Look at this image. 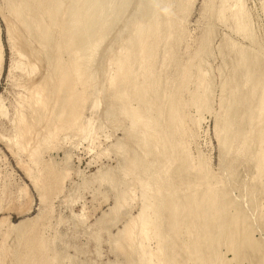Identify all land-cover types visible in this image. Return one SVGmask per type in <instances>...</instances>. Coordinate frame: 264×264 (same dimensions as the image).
I'll use <instances>...</instances> for the list:
<instances>
[{
  "label": "rangeland",
  "instance_id": "374dc122",
  "mask_svg": "<svg viewBox=\"0 0 264 264\" xmlns=\"http://www.w3.org/2000/svg\"><path fill=\"white\" fill-rule=\"evenodd\" d=\"M26 1L28 4L29 1L34 4L33 0ZM40 1L38 3L35 1L37 4H39H36V13H39V16L42 13L41 16L43 17L40 16L39 19L42 18L46 22L43 20V23H41L42 19H40V22L38 20V23L41 24L39 31H42H38L40 33L39 35V33L36 32L34 26H30L29 31L23 29L24 27L17 23L13 16L11 7L9 6V0H0V43L2 47L0 65V247L4 248L0 250H2L3 253L4 251L6 252V254L0 252V255H2L0 256V264H19V262L16 260V255L18 254L17 252H19V250L23 249V245L19 244L21 243L20 239H22L21 235L25 231H29L31 229H33V231H31L33 234L30 232L29 233L33 236L39 234L38 232L40 231L41 235L46 238L49 237L47 239H49V242L53 244V252H50V255L61 256L63 260L65 259L64 264H132L139 262L140 254L138 252L141 250V245H145L146 247L147 244V246L152 249L156 248V242L154 239L147 241L144 239L143 235L139 234L141 232L140 222L137 223L138 225L136 224V234H134L132 239L127 233V230L132 227L134 219L139 215L143 205L142 188L139 187L141 184H139L140 182L138 178H147L146 175L148 172L146 169L144 170V162H138L139 165H133V159L136 157L144 158V152L141 151V147H139V145L136 146L137 141H133L136 140V137L133 139L129 136V134H127L131 124L129 117L125 115L112 116V114L110 115L106 112L107 108H112V104L114 103V101L112 99L110 100L108 97L111 86L110 77L115 74L114 70L117 67L116 64L113 63L117 58H120L124 55L123 51L126 52L128 49L130 39L135 38L136 34L134 33H136V31L134 30V32L132 30V24L136 22V20L141 21L142 13L137 12L136 1L130 3L131 8L127 10L123 17L118 16L119 14H116L117 11L114 12L112 10L114 12L113 14V12L108 10L109 12L107 13L109 14V19L107 20V23H113L114 26L108 25L110 28L107 26L109 29H106V31L109 34L107 32L105 33L106 35H104V38L105 36L106 38L102 43V47L98 49L96 54L92 55L93 61L83 67V69H85L87 74L90 76L89 82L83 86L77 79L80 68L82 67L79 54V37L77 36L76 38L75 32L77 30L73 32H68L67 30L70 21L69 17H71V15L68 13V9L70 10V5H72L73 8H77L76 4H73L75 2L72 0H61L62 2L58 0V2L65 3L61 4L56 2L57 0ZM171 1L163 0L162 2V0H160V8L158 9L159 13L157 15L156 23L159 22L160 28L162 30H160V33H162V35L160 34V37L155 39L154 42L153 38H150V41H146V43L149 44L156 43L154 48V52L156 54L154 53L155 55L153 56V59H155L156 63L152 59L153 67H151L155 75L154 78L152 77L151 79L154 80V82L151 84V91L153 94L150 92V96L155 98L157 97L159 99V105L164 107L167 106V108H164L166 112L168 111L167 109L170 108V99H172V95L175 92L176 97L174 95V98L183 101L181 104V110H183L181 111L182 117L180 116V120L182 121H180L179 118L178 120H175L176 124L178 125H176L175 122H173L175 125L173 123L170 124L169 121L165 120L161 122L160 129L169 130L168 134L166 135V137L169 135L167 137L169 141L165 140V142H170L174 146L175 141V147H177H174L175 151L173 150L174 153H172V151H170L172 149V144L168 143L167 145L166 142L167 147L171 148L170 150L167 149L166 152H171L168 154L171 155L172 158L177 157V162L172 164L168 163L167 165L170 164V173L167 172V175L166 173H163V176L165 175L164 177L167 179L166 184L171 183V187L176 185L175 188H179L183 194H185L186 191V194L189 195L193 192L192 189L197 190L198 194L200 193L197 198L198 212L200 214L198 213L199 216L197 217V221L198 219L199 221L197 223L196 232L198 234V246L201 248L199 257L202 259H199L201 262L199 260L195 261L197 264H251L252 262V264H264V170H260L256 159L262 149V144L259 138V132L256 130L257 125L253 124L248 117L252 114L251 112H255V117L259 114L258 111L261 108L263 101L264 63L262 62L264 59V0L241 1L243 5L245 4L244 9L247 11V17H249L247 18V22L249 21L248 24L250 26L248 27L249 31L246 33L237 28L238 22L233 16V13L238 9L235 4L237 0H173V3ZM55 3L58 4L56 5ZM41 4H43V7H41ZM222 7L227 8L226 15L223 18L219 16V11ZM43 12L46 13L44 14ZM99 12L100 10L94 13V15H97L95 16L96 18L99 16ZM175 14L176 17H178V20H176L177 18H172L175 17ZM50 16L51 20L52 16H57L52 20V23L55 21L52 26V23H50L51 20L49 19ZM109 16L112 18L114 17L113 22L112 18ZM115 18L118 20V22ZM172 19H175V21ZM7 20H10V22L12 21L13 27L16 26L14 27L15 33L13 31V40H10L9 37ZM57 22L59 23L58 25H56ZM42 24L48 25L43 26ZM42 26L44 28L46 27V29L48 26H50L48 29L51 30L47 29V32ZM168 26L170 30L167 29ZM172 26L174 27V30ZM126 30L130 32H126ZM51 31L54 32V34ZM248 33H250V35ZM41 35H49V38L46 37L47 39H45V37L43 38ZM52 36L54 37L53 41ZM69 36L73 38L71 45L69 44L70 41L67 42V40H65L67 37L69 38ZM170 36L171 39H169ZM37 37L40 38L38 39ZM16 38L17 40H15ZM42 38L47 41L45 43L47 44L48 49L44 44L45 40H42ZM204 39H206V42ZM133 40L136 41V39ZM48 41L51 42L49 43L51 45H48ZM54 42H56L60 47L58 48L57 44H54ZM39 44L41 46H39ZM52 44H54V49L52 48ZM65 44L69 45L67 46ZM170 44L172 46H170ZM137 45V43L133 42V48H136ZM66 47L70 48L67 49ZM111 47L112 50H110ZM138 47L136 49H138ZM151 47H154V45ZM243 47H245V49H243ZM237 48H240V50ZM56 50H60V52H58L61 54H59ZM232 50L235 52L233 53ZM241 50L245 51L248 55L250 54L249 56H251L252 59L257 58L255 59L257 61L252 60V62H250L251 67L254 68V66L258 64L260 60V63L263 64L262 65L259 63V65H256L260 66L263 71L260 69V67L257 69L255 68V70L250 67V69L257 71L259 74L257 75L255 72L256 79L254 78L252 81L255 83L253 85L258 92H256L255 95L252 93L253 85L251 86V83L244 85L246 86L245 92V87L242 86V84H245V78H243V75L245 77L244 73H246L247 70L246 68L240 67V62H238L237 59L240 55V53L237 52ZM251 50H254L255 52H252ZM256 53H259L261 57L260 60L258 58L259 55ZM56 56L58 59H56ZM113 56L116 57V59ZM71 57L74 59L72 60ZM59 58L62 61H60ZM113 58L115 60H113ZM59 61L62 62V64H60ZM197 61L200 62L197 63ZM255 62L257 63L254 64ZM64 65L65 67H63ZM67 65L68 68L66 67ZM236 65H238V69L240 71V68L243 69V73H241L238 69V71L236 70ZM58 66L59 68H57ZM136 66L138 67V65H135V67ZM64 69H68L70 72H72L70 75L72 79L71 77L69 79L65 78V80L67 79L66 82L63 80V74L65 73ZM107 72L109 75L106 74ZM59 73L62 75V77L59 75ZM136 75L137 74L135 73V76ZM59 76L61 78H59ZM144 76H146V74ZM183 76H185L184 79ZM143 77L138 76L139 81H143ZM182 79L185 80V83H182V91L180 90L178 92L177 85L179 82L181 83ZM254 80L256 81L254 82ZM77 81L79 82L78 84L76 83ZM226 81L229 83L227 84ZM207 82L208 84H206ZM60 83H63V86ZM66 83L70 85L68 86ZM72 83L77 84L78 86L76 88H79V90L83 89L86 95V101L81 111V118L78 120V122L75 121L76 119H73V115L69 118L70 120H74H71V122L75 123V125L70 123L68 118L67 120L69 121H67L65 118L69 117L67 112L70 110H65L66 113L63 112V114L60 109V107L64 105L62 102L65 103L64 101H66H63V99H67L69 96L68 93L71 91L72 87L70 86H73ZM222 83L226 84L225 87ZM58 84H60L64 90L66 88V90L64 91ZM262 85L263 87L261 88ZM242 87L243 89H241ZM57 88H59V91ZM41 89H43V92L45 91V93H43L39 103L37 96L39 95ZM67 89H70L69 92ZM237 89L241 90L239 91ZM249 89L251 90L249 91ZM98 90L101 92L99 93ZM168 90H170V93L172 91V94H170ZM204 90L205 93L208 90L207 94H205L208 95L206 97V104L204 103L202 106L195 105V99L198 95L203 94ZM222 90H224L223 94ZM56 92L57 94H55ZM65 92L68 94V96L65 94ZM226 92L227 94L225 95ZM37 93L38 95L36 96ZM165 93L167 96L171 95L172 97L170 96L169 98L168 96L167 98ZM248 93L250 94L249 97ZM163 94H165V96ZM235 94H237V97L241 98V102L239 100L238 102L235 100ZM60 96L65 98L62 99ZM96 96L99 97L101 101L98 105V109L96 107L93 110V102ZM253 97L255 99H252ZM35 98H37V101ZM245 98L246 100H244ZM248 99L251 101L253 100V103ZM102 102H104L106 105ZM250 102L252 105L249 106ZM134 103L137 104L136 101ZM247 105L249 108H251V110ZM69 106L71 109L72 104L68 105L67 109H69ZM201 107H203V109ZM254 108H256L257 111ZM75 111L76 110H74V112ZM20 114H22L23 118L26 119L22 121H26L23 124L18 121V117L21 116ZM58 116L62 118L60 119ZM183 117H187L185 118L186 120ZM240 118L243 120L241 121L242 123L240 122ZM18 122H20V124ZM62 122H64L63 124H66L65 122H67V127L69 124L70 126L68 128L64 127L66 125H63ZM253 122L257 123L256 120ZM19 125L21 129L17 128ZM179 125L181 126L180 129ZM57 126L59 129L57 132L58 134L55 132L57 131L55 130V127ZM225 126H232L231 128L237 133V136L236 134H233L230 136L232 137V140L230 137H228L226 142L222 143L221 139H223V135L226 134V132L223 130ZM184 127L186 128L184 129ZM238 128L241 130H238ZM186 130H188V134ZM176 131L179 133H176ZM250 132L252 137L249 139V144L247 146H242L244 150L246 148L245 152L243 153L241 151L240 154L239 151H235L234 147L237 145L236 143H240L241 139H244V137L250 134ZM183 133H185V136ZM182 135L184 138L180 137ZM48 137L49 139L47 140L46 138ZM178 138H181V140L183 139V143L180 146L177 142ZM234 139L235 142H233ZM184 142L186 143L184 144ZM224 144L226 145L224 146ZM230 144L235 146L232 147ZM119 146L124 147V150ZM153 146L155 147V144L152 145V148H154ZM230 146L232 147V153L227 152L228 150H226H230ZM159 149L162 153V147ZM151 150L153 153L151 152L152 155L150 154L148 157H150V159H155V157L159 155V157H156V159L158 158L159 160L161 158L159 154L160 151H153L154 149ZM137 151L143 156L137 154ZM38 152H40V156L39 159H36L35 157ZM186 159H188V162ZM202 164H204V166H202ZM157 165L154 166L151 171L153 174L160 172V165H158V168H156ZM183 166H187V168L184 169ZM178 167H183L181 168L183 171ZM175 171H177V174ZM229 174H231V176H229ZM196 176H198V179H196ZM201 177L203 178L201 179ZM39 184L40 188H38ZM216 185L219 187L217 188ZM201 187L204 188L202 189ZM209 188L212 190L219 189L218 191L220 192V196L216 197L219 198L216 202V204L218 203L217 212L219 210L217 213L219 216V224L217 222L216 225L215 223L213 224V219L209 210L211 202L208 199L209 197L205 196L206 193L209 192ZM199 189H201V191ZM41 194H43V196ZM192 201L193 200L188 198L185 201L183 199L181 203L183 202L184 204L188 202L189 205H193L194 202ZM203 208L208 209L207 217L205 216L206 213H203ZM236 213L237 215H234ZM232 215L233 218L231 217ZM236 216H238V218ZM193 217L194 214L192 218ZM222 219L229 223L225 226L226 228H229V225L233 226H231L232 228L230 227V230H228L230 233H232L231 236L225 234L223 236V234H219L223 229L222 223L224 221ZM232 219L234 220L232 221ZM228 220H231L232 222H229ZM22 222H24L23 225L21 224ZM18 225H21L22 227L20 226L19 229ZM209 225H212L213 229L216 228V230H214L216 232H214L215 234L212 238V241L215 243V246L213 245L211 251L213 254H210L212 259L210 258V255L208 258L207 253L203 251V243H200L203 236L202 232L205 233L211 229V227H208ZM36 228H38L39 231H37ZM199 229H201V231ZM218 230H220V232ZM162 233L163 235H167L168 233L171 234L170 226H166V224H164ZM228 236L231 237V240L228 239ZM237 237L241 239L238 238L236 240ZM38 238L36 237V239ZM172 239L173 240H171L170 237H166L164 240L168 241V244L169 242L173 243L177 240H175V238ZM226 239L231 242L228 241V243ZM249 239L255 242V247H249ZM203 240L204 237L202 241ZM217 241L218 243L216 244ZM236 241L237 243H239V241L241 243V245H235L238 249L233 248L232 245V243H236ZM175 242L173 244H177L178 252L180 243L178 244ZM226 242L228 244H226ZM173 244H171V247L174 248ZM230 244L232 246H229V248L228 245ZM256 244H258L259 247ZM239 245L243 246L240 247ZM171 247L169 249V254L172 256L171 251L173 250ZM240 250H242V253ZM177 252H173V256H176ZM244 252L247 253L245 254ZM238 254L240 256L235 258V256ZM203 255L207 256V259L205 260L206 262L204 261L205 258ZM2 257L3 259L7 258V260H2ZM217 257L220 259H217ZM186 260L187 259L183 254L180 258V261L183 263L178 261V264H186Z\"/></svg>",
  "mask_w": 264,
  "mask_h": 264
},
{
  "label": "bare ground",
  "instance_id": "6f19581e",
  "mask_svg": "<svg viewBox=\"0 0 264 264\" xmlns=\"http://www.w3.org/2000/svg\"><path fill=\"white\" fill-rule=\"evenodd\" d=\"M35 1H37V3L40 1V0H33V2H34V4L31 2V1H29V4L27 3V1L26 0H9V3H10V7H11V11H12V13H13V16H14V18L16 19V21H17V23H19V24H21L22 25V27H24L23 29H25V30H27V31H29V28H30V26H34L35 27V29H36V32L37 33H39L40 31H39V28L41 27L40 25L41 24H39L38 23V20H39V22H40V19H42V18H40L39 19V17L42 15V13H41V15L39 16L37 13H36V10H37V5H39V4H37ZM49 1V0H48ZM61 1V0H60ZM68 1V0H67ZM72 1H74L75 3H73V4H76V6H77V8H73V6L72 5H70V10L68 9V13L71 15V17H69V19H70V21H69V27H67V28H65V29H67L68 30V32H73V31H75V30H77L75 33H76V38H77V36L79 37L78 39H79V45H80V51H79V54H80V62H81V65H82V67L80 68V71H79V73H78V76H77V79L79 80V82H81V85H83V86H85L88 82H89V79H90V76L87 74V72L85 71V69H83V67L84 66H86V64H90L92 61H93V59H92V55H94V54H96L97 53V51H98V49H100L101 47H102V43H103V41L105 40V38H106V36H105V38H104V35H106L105 33L107 32L106 31V29L108 30L110 27V25H113V19H114V17L112 18L111 16H109V17H111L112 18V22H111V20H110V22L112 23V24H108L107 23V20L109 19L108 18V13L107 12H109L108 10H110L111 12H115V11H117V13L116 14H119L118 16H124L125 14H126V12H127V10H129V8H131L130 6H131V2H134V1H136L137 3V12L139 13V12H141L142 13V16H141V21H137L136 20V22H134L133 24H132V30L134 31H136V33H134V34H136V36H135V38H133V39H136V41H134L131 37H129V38H131L130 39V41H129V46H128V49L126 50V52L125 51H123L124 52V55L122 56V57H120V58H117L116 59V57H114L115 59H116V61H114V63L113 64H116V69L114 70L115 71V74H113L111 77H110V84H111V86H110V94L108 95V97H109V99L111 100H113L114 101V103L112 104V108H107V114H112V116L113 115H125V116H127V117H129V119H130V129L128 130L129 132L127 133V134H129V136L131 137V138H133V139H135V137H136V140H133V141H137V143L136 142H134V143H136L137 145L136 146H138L139 145V147H141L140 149H141V151L142 152H144V156L143 155H141V153L139 152L138 153V151H137V154H139V155H141V156H143L144 158H134L133 159V165L134 164H138L139 165V163L138 162H144L143 164H145V168H144V170L146 169V171L148 172V174L146 175L147 176V178H140L139 176V178H138V180H139V184H141V186H139V187H141L142 188V198H143V205H142V208H141V210H140V213H139V215L134 219V223H133V225H132V227L130 228V229H128L127 230V233H128V235L130 236V238L132 239L133 238V236H134V234H136V232H135V228H136V224L138 223V222H140V228H141V232L139 233V234H141V235H143V237H144V239H146L147 241H149V240H152V239H154L155 240V242H156V248H154V249H152V248H150V247H148L147 246V244H146V247H145V245L143 246V245H141V250L138 252L139 254H140V260H139V262H135V263H132V264H178V261H180V258L182 257V255L184 254V256L186 257V264H197V262H195V261H197V260H199V259H202L201 257H199V253H200V251H201V248H199V246H198V244H199V242H198V239H197V232H196V230H197V223H198V221H199V219H198V221H197V217L199 216V212H198V206H197V198H198V195L200 194H198V192H197V190H194V189H192L193 190V192L192 193H190L189 195L188 194H186L187 192L185 191V194H183L182 193V191L178 188H175V186L174 187H171L172 185H171V183H169V184H166V182H167V179L163 176V173L165 174L166 173V175H167V172H169V170H170V164L169 165H167L168 163H174V162H177V157H173L172 158V156L171 155H169L168 153H171V152H169L168 151V153L166 152V150L167 149H171L170 151H172V153H174V151H175V148H177V147H175V144H176V142L174 141V146H173V144L172 143H170V142H167V145H168V143H170V144H172V146H171V148H169V147H167V145H166V142H165V140H168L167 139V137L169 136H167L166 137V135L168 134V131L169 130H167V129H160V126H161V122L163 121V120H165V121H169V123L170 124H172L173 122H175V124H176V121L175 120H178V118H179V120L181 119V117H182V115H181V111H183V110H181V104H182V102L183 101H181V100H179V99H175L174 98V95H175V97H176V92L171 96V95H168L169 96V98H170V96L172 97V99H170V108H168L167 110V112H166V110L164 109V108H167V106H161V105H159V103H158V98L156 97H153V96H150V92H152L151 90V84L154 82V80H151L152 79V77L154 78V72L152 71V69H151V67H153V65H152V63H153V61H152V59H153V56L156 54L154 51V48H155V44L153 43L154 42V40L155 39H158L159 37H160V34L162 35V33H160V30H161V28H160V25H159V22L158 23H156V19H157V15H158V13H159V11H158V9L160 8L159 7V4H160V0H72ZM169 1V0H168ZM171 1V0H170ZM173 1V0H172ZM171 1V2H172ZM187 1V0H186ZM212 1V0H211ZM231 1V0H230ZM236 1V0H235ZM242 0H237V2L235 3L236 4V6L238 7V9L233 13V16L237 19L236 21L238 22V25H237V28L238 29H240L241 31H243L244 33H246L247 31H249L248 30V27L250 26L249 24H248V22H247V18H249V17H247V15H246V12L247 11H245V9H244V5H243V3L241 2ZM41 2V1H40ZM53 2V1H52ZM56 2H58V0L56 1ZM62 2V1H61ZM61 2H58V3H61ZM162 2H163V0H162ZM176 2V1H175ZM182 2V1H181ZM57 3V4H58ZM167 3V2H166ZM173 3V2H172ZM37 4V5H36ZM56 4V3H55ZM56 4V5H57ZM61 4H65V3H61ZM165 4V3H164ZM134 5V4H133ZM61 6V5H60ZM59 6V7H60ZM41 7H43V4H41ZM58 7V8H59ZM64 7V6H63ZM170 7V6H169ZM40 8V7H39ZM57 8V7H56ZM55 8V9H56ZM42 9V8H41ZM48 9V8H47ZM46 9V10H47ZM53 9V8H52ZM71 9H73V10H71ZM75 9V10H74ZM178 9H179V7H178ZM98 10H100V14H98L99 16L96 18L95 16H97V15H94V13H96ZM113 10V11H112ZM162 10V9H161ZM161 10H160V13H161ZM183 10V9H182ZM40 11V10H39ZM52 11V10H51ZM172 11V10H171ZM176 11H177V9H176ZM226 11H227V8L226 7H222L221 9H220V11H219V16L220 17H224L225 15H226ZM38 12V11H37ZM42 12V11H41ZM53 12V11H52ZM57 12H58V10H57ZM114 12H113V14H114ZM131 12V11H130ZM178 12V11H177ZM44 13V12H43ZM46 13V12H45ZM44 13V14H45ZM60 13V12H59ZM67 13V12H66ZM133 13V12H132ZM174 13V12H173ZM48 15H50L49 13H47ZM52 14V13H51ZM63 14V13H62ZM68 14V15H69ZM111 14V13H110ZM113 14H111V15H113ZM115 14V15H116ZM53 15H54V13H53ZM58 15H60V14H58ZM132 15V14H131ZM139 15V14H138ZM178 15V14H177ZM47 16V15H46ZM45 16V17H46ZM64 16V15H63ZM114 16V15H113ZM161 16V15H160ZM167 16V15H166ZM41 17H43V16H41ZM54 17H57V16H54ZM54 17L52 16V20L54 19ZM117 17V16H116ZM164 17V16H163ZM59 18V17H58ZM60 18H61V16H60ZM118 18V17H117ZM128 18H129V16H128ZM162 18V17H161ZM172 18H177L176 20H178V17H176V14H175V17H172ZM50 20H51V16H50V18H49ZM116 19V18H115ZM166 19V18H165ZM168 19V18H167ZM43 20L44 19H42V21H41V23H43ZM52 20H51V22L50 23H52ZM57 20V19H56ZM122 20V19H121ZM133 20V19H132ZM134 20H135V18H134ZM163 20V19H162ZM173 20V19H172ZM45 21V20H44ZM58 21V20H57ZM67 21H68V19H67ZM116 21L118 22V20L116 19ZM173 21H175V19L173 20ZM7 22H8V31H9V37H10V40H13V38H14V33H15V31H14V27H16V26H14L13 27V24H12V21L10 22V20H7ZM46 22V21H45ZM55 21H53V23H54ZM126 22V21H125ZM163 22V21H162ZM178 22V21H177ZM53 23L51 24V26L53 25ZM114 23H115V21H114ZM167 23V22H166ZM171 23H172V21H171ZM18 24V25H19ZM59 23L57 22V24L56 25H58ZM161 24V23H160ZM43 25V24H42ZM46 25H48V24H44L43 26H46ZM66 25V24H65ZM109 25V26H108ZM131 25V24H130ZM171 25V24H170ZM169 25V26H170ZM176 25V24H175ZM20 26V25H19ZM42 26V27H43ZM109 28H108V27ZM114 26V25H113ZM120 26V25H119ZM169 26H168V28L167 29H169L170 30V28H169ZM178 26V25H177ZM48 27H50V26H48ZM48 27H47V29H48ZM54 27V26H53ZM56 27V26H55ZM58 27V26H57ZM128 27V26H127ZM166 27V26H165ZM44 28V27H43ZM113 28V27H112ZM172 28H173V30H174V27L172 26ZM44 29H46V27L44 28ZM47 29H46V31H47ZM64 29V30H65ZM129 29H130V27H129ZM175 29H176V27H175ZM48 30H51V29H48ZM131 30V29H130ZM166 30V29H165ZM172 30V29H171ZM13 31H14V33H13ZM26 31V32H27ZM34 31V30H33ZM39 31V32H38ZM66 31V30H65ZM128 30H126V32H127ZM162 31V30H161ZM254 31V30H253ZM35 32V31H34ZM35 32V33H36ZM42 32V31H41ZM45 32V31H44ZM48 32V31H47ZM52 32V31H51ZM112 32V31H111ZM128 32H130V31H128ZM132 32V31H131ZM172 32V31H171ZM174 32V31H173ZM182 32V31H181ZM251 32V31H250ZM17 33V32H16ZM53 34H54V32H52ZM57 33V32H56ZM74 33V34H75ZM108 33V32H107ZM124 33V32H123ZM32 34V33H31ZM43 34V33H42ZM46 34V33H45ZM49 34V33H48ZM109 34V33H108ZM249 35H250V33H248ZM37 35V34H36ZM39 35H40V33H39ZM38 35V36H39ZM50 35V34H49ZM49 35L47 36V35H45V36H42L43 38L45 37V39H47L46 37H48L49 38ZM70 35H72V34H70ZM125 35H127V34H125ZM171 35V34H170ZM174 35V34H173ZM17 36V35H16ZM29 36V35H28ZM35 36V35H34ZM123 36V35H122ZM248 36V35H247ZM31 38V37H30ZM35 38V37H34ZM38 39L40 38V37H37ZM42 38V40H45V39H43ZM53 36H52V41H53ZM56 38V37H55ZM128 38V39H129ZM150 38L152 39L153 38V44H149V43H146V41H150ZM162 38V37H161ZM168 38V37H167ZM229 38V37H228ZM72 39L73 38H71V36H69V38L67 37L65 40H67V42L68 41H70L69 42V44L71 45V41H72ZM125 39V38H124ZM169 39H171V36H170V38ZM172 39H173V36H172ZM15 40H17V38L15 39ZM37 40V39H36ZM56 40V39H55ZM206 39H204V41H205ZM41 41V40H40ZM50 41H51V39H50ZM50 41H48V45H51V44H49V43H51ZM36 42V41H35ZM38 42V41H37ZM45 42H47L46 40L44 41V44L46 45V47H47V44L45 43ZM66 42V43H67ZM127 42V41H126ZM133 42H135V43H137L138 45H137V47H138V49H136V48H133L134 46H133ZM159 42V41H158ZM206 42V41H205ZM209 42V41H208ZM41 43V42H40ZM56 42H54V44H55ZM151 43V42H150ZM168 43H170V42H168ZM54 44H52L53 45V49H54ZM57 44V43H56ZM68 44V45H69ZM171 44H172V40H171ZM170 44V46H172ZM177 44V43H176ZM205 44V43H204ZM64 45V44H63ZM65 45H67V44H65ZM67 45V46H68ZM152 45H154V47H151ZM233 45V44H232ZM238 45V44H237ZM39 46H41L40 44H39ZM44 46V45H43ZM56 46V45H55ZM57 46H58V44H57ZM109 46H111V45H109ZM127 46V45H126ZM169 46V45H168ZM167 46V47H168ZM231 46V45H230ZM236 46V45H235ZM45 47V48H46ZM60 46H58V48H59ZM73 47V46H72ZM150 47V48H149ZM159 47L161 48V46L159 45ZM206 47H207V45H206ZM239 47V46H238ZM45 48H44V50H45ZM57 48V49H58ZM67 48V47H66ZM70 47H68L67 49H69ZM169 48V47H168ZM203 48V47H202ZM232 48H233V46H232ZM42 49H43V47H42ZM47 49H48V47H47ZM55 49H56V47H55ZM104 49V48H103ZM110 49V48H109ZM124 49V48H123ZM171 49V48H170ZM238 49V48H237ZM236 49V50H237ZM243 49H245V47H243ZM61 50V49H60ZM60 50H58L59 52H60ZM74 50V49H73ZM110 50H112V47H111V49ZM158 50V49H157ZM173 50V49H172ZM198 50H199V48H198ZM231 50V49H230ZM234 50V49H233ZM233 50H232V52H233ZM238 50H240V48L238 49ZM49 51V50H48ZM57 51V50H56ZM57 51V52H58ZM68 51V50H67ZM105 51V50H104ZM247 51V50H246ZM250 51V50H249ZM252 51V50H251ZM254 51V50H253ZM252 51V52H253ZM34 52V51H33ZM58 52V53H59ZM235 52V51H234ZM233 52V53H234ZM255 52V51H254ZM112 53V52H111ZM155 53V54H154ZM168 53V52H167ZM171 53V52H170ZM237 53H240V55H239V58H240V60H239V58H237L238 59V62H240L239 64H240V67H243V68H246V73H244L245 74V77H244V75L243 74H241V75H243V78H245V80H244V83L245 84H242V86H244V85H246V84H250L251 83V86L253 85V84H255V83H253L252 81H253V79L255 78L256 79V75H255V72L257 73V71H253L252 69H250V62H252V60L253 61H257V60H255V59H257V58H253L252 59V57L251 56H249L248 54H246V52L245 51H243V50H241V51H238ZM251 53V52H250ZM48 54H50V53H48ZM59 54H61V53H59ZM79 54H78V56H79ZM113 54V53H112ZM169 54V53H168ZM197 54V53H196ZM236 54V53H235ZM254 54V53H253ZM256 54H258L259 55V53H256ZM46 55V54H45ZM200 55V54H199ZM198 55V56H199ZM251 55H252V53H251ZM1 56H2V47H1V43H0V65H1ZM96 56V55H95ZM169 56V55H168ZM197 56V57H198ZM257 56V55H256ZM60 57V56H59ZM63 57V56H62ZM73 57V56H72ZM71 57V58H72ZM156 57H158V56H156ZM230 57V56H229ZM258 57V56H257ZM113 58V60H115ZM155 58V57H154ZM162 58V57H161ZM169 58V57H168ZM259 60L261 59V57H260V55H259ZM264 58V57H263ZM262 58V59H263ZM56 59H58L57 58V56H56ZM74 58H72V60H73ZM103 59V58H102ZM164 59V58H163ZM237 59H236V61H237ZM48 60H49V58H48ZM55 60V59H54ZM59 60H60V58H59ZM112 60V59H111ZM154 61H155V59H153ZM165 60H166V58H165ZM198 60V59H197ZM203 60V59H202ZM258 60V61H259ZM60 61H62V60H60ZM59 61V62H60ZM196 61V60H195ZM58 62V61H57ZM56 62V63H57ZM97 62V61H96ZM191 62V61H190ZM200 62V61H199ZM198 61H197V63H199ZM260 62H261V60H260ZM259 62V63H260ZM71 63V62H70ZM75 63V62H74ZM73 63V64H74ZM107 63H109V62H107ZM155 63H156V61H155ZM154 63V64H155ZM201 63H202V61H201ZM257 62H255L254 64H256ZM259 63L258 64H256V65H259ZM262 63H264V59H263V62ZM262 63H260V64H262ZM60 64H62V62H60ZM93 64V63H92ZM111 64V63H110ZM194 64H195V62H194ZM238 64V65H239ZM57 65H58V63H57ZM56 65V66H57ZM105 65V64H104ZM108 65V64H107ZM135 65H138V67L136 66L135 67ZM234 65H235V63H234ZM238 65H236L237 66V68H236V70L238 69ZM253 65V64H252ZM254 66V68L253 67H251V68H253L254 70H255V68L257 69L258 67H260V66ZM263 65V64H262ZM56 66H55V68H56ZM61 66V65H60ZM90 66V65H89ZM92 66V65H91ZM63 67H65V65L63 66ZM67 68H68V65L66 66ZM74 67H76V66H74ZM176 67V66H175ZM198 67V66H197ZM264 67V66H263ZM57 68H59V66L57 67ZM61 68V67H60ZM73 68V67H72ZM53 69V68H52ZM66 69V68H65ZM64 69V70H65ZM241 69V73H243V69L242 68H240ZM260 69L262 70V68L260 67ZM56 70V69H55ZM68 70V69H67ZM67 70H65V73L63 74V72H62V74H63V76H64V78H63V80H65V78H70L71 76V73L72 72H70L69 70L67 71ZM73 70H74V68H73ZM102 70V69H101ZM100 70V71H101ZM191 70H193V69H191ZM237 70V71H238ZM60 71V70H59ZM99 71V72H100ZM182 71H183V69H182ZM232 71H233V69H232ZM244 71H245V69H244ZM259 71V70H258ZM263 71V70H262ZM76 72V71H75ZM192 72V71H191ZM235 72V71H234ZM135 73L137 74L136 76H135ZM159 73H160V71H159ZM106 74H108L109 75V73L107 72ZM146 74V76H144ZM235 74V73H234ZM261 74V73H260ZM59 75H61L60 73H59ZM99 75V74H98ZM108 75H107V77H108ZM158 75V74H157ZM160 75H161V73H160ZM237 75V74H236ZM235 75V76H236ZM257 75H259L258 73H257ZM57 76H58V74H57ZM138 76H144L143 77V81H139V79H138ZM175 76V75H174ZM262 76H263V73H262ZM61 77H62V75H61ZM60 76H59V78H61ZM157 77V76H156ZM237 77V76H236ZM259 77V76H258ZM99 78V77H98ZM185 78V76H183V79ZM234 78V77H233ZM240 78V77H239ZM263 78V77H262ZM71 79H72V77H71ZM76 79V80H77ZM105 79H107V78H105ZM181 80V83L179 82L178 83V85H177V89H178V92L183 88V85H182V83L184 82L185 83V80ZM188 79V78H187ZM260 79V78H259ZM61 80V79H60ZM67 80V79H66ZM66 80H65V82H66ZM160 80V79H159ZM178 80V79H177ZM258 80V79H257ZM189 81V80H188ZM256 80H254V82H255ZM64 82V81H63ZM64 82V83H65ZM70 82V81H69ZM78 81L76 82L77 84L79 83ZM168 82V81H167ZM227 82V81H226ZM225 82V83H226ZM239 82H240V80H239ZM259 83H261L260 81H258ZM59 83V82H58ZM71 83V82H70ZM160 83V82H159ZM229 82H227V84H228ZM231 83V82H230ZM50 84V83H49ZM61 85L63 84V83H60ZM60 84H58L59 86H60ZM73 84V86L71 85L70 87H72L71 88V91L69 92V90L70 89H67V91L69 92L68 94H69V96H68V94H66V92H65V94L68 96L67 97V99H63V98H65V97H61L62 99H63V101L64 100H66V101H64L65 103H63L62 101V104H64L62 107H60V109H61V111H62V113L64 112V113H66L65 112V110H70L69 112H67L68 114V116L69 117H65L66 118V120H67V118L69 119L72 115H73V119H76L75 121H77L78 122V120L81 118V116H82V113H81V111H82V108H83V106H84V104H85V101H86V95H85V92H84V90L83 89H80L79 90V88H76L78 85L77 84H75V83H72ZM157 84V83H156ZM155 84V85H156ZM170 84V83H169ZM188 84V83H187ZM203 84V83H202ZM206 84H208V82L206 83ZM223 84V83H222ZM240 84V83H239ZM57 85V84H56ZM66 85H68L67 83H66ZM70 85V84H69ZM68 85V86H69ZM102 85V84H101ZM159 85H161V84H159ZM224 85V87H225V85L226 84H223ZM222 85V86H223ZM241 85V84H240ZM50 86V85H49ZM63 86V85H62ZM62 86H60L61 88H62ZM181 86V87H180ZM200 86V85H199ZM209 86V85H208ZM258 86V85H257ZM55 87V86H54ZM59 87V88H60ZM67 87V86H66ZM69 87V88H70ZM184 87H185V85H184ZM189 87V86H188ZM201 87V86H200ZM245 88V90H244V92L246 91V86H244ZM253 87V94L255 95L256 94V92H257V90H256V88H255V86L253 85L252 86ZM263 87V85L261 86V88ZM42 88H45V87H42ZM51 88V87H50ZM59 88H57L58 89V91H59ZM60 88V89H61ZM156 88V87H155ZM171 88V87H170ZM198 88V87H197ZM204 88V87H203ZM205 88H206V86H205ZM248 88V87H247ZM264 88V87H263ZM52 89V88H51ZM63 89V88H62ZM98 89V88H97ZM185 89V88H184ZM183 89V90H184ZM207 89H209V88H207ZM227 89H228V86H227ZM241 89H243V87L241 88ZM241 89H237V90H241ZM251 89H249V91L251 90ZM39 90V89H38ZM64 90V89H63ZM65 90H66V88H65ZM64 90V91H65ZM160 90V89H159ZM172 90H174V89H172ZM229 90H231V89H229ZM234 90V89H233ZM232 90V91H233ZM236 90V91H237ZM259 90V89H258ZM47 91V90H46ZM52 91H54V90H52ZM63 91V92H64ZM156 91V90H155ZM169 91V93H170V90H168ZM182 91V90H181ZM208 91V90H207ZM207 91H206V93H205V90H204V93L203 94H201V95H198L197 96V98L195 99V105H198V106H202V104H204L205 102H206V97L208 96V95H205V94H207ZM224 90H222V94L224 93L223 92ZM235 91V92H236ZM248 91V90H247ZM39 92V91H38ZM51 92V91H50ZM62 92V91H61ZM98 92H99V90H98ZM97 92V93H98ZM101 92V91H100ZM99 92V93H100ZM184 92V91H183ZM234 92V91H233ZM238 92V91H237ZM242 92V91H241ZM43 93H45V91L43 92V89H41L40 90V92H39V95H38V93L36 94V96H37V98H38V102L40 103V101H41V98H42V95H43ZM49 93V92H48ZM59 93V92H58ZM158 93V92H157ZM168 93V94H169ZM186 93V92H185ZM197 93V92H196ZM240 93V92H239ZM243 93V92H242ZM251 93V94H252ZM258 93V92H257ZM55 94H57V92L55 93ZM60 94V93H59ZM63 94V93H62ZM65 94H63V95H65ZM152 94H153V92H152ZM151 94V95H152ZM166 94V93H165ZM165 94H163L164 96H165ZM170 94H172V91H171V93ZM182 94V93H181ZM227 94V92L225 93V95ZM245 94V93H244ZM52 95H54V94H52ZM62 95V96H63ZM65 95V96H66ZM178 95V94H177ZM236 96H235V100H237V102H238V100L241 102V98H239V97H237V94H235ZM245 95H247V94H245ZM33 96H35V95H33ZM59 96V95H58ZM158 96V95H157ZM166 96H167V94H166ZM168 96H167V98H168ZM183 96V95H182ZM244 96V95H243ZM250 96V94L248 93V97ZM257 96V95H256ZM102 97H103V95H102ZM162 97V96H161ZM180 97V96H179ZM246 97V96H245ZM34 98V97H33ZM37 98H35L36 99V101H37ZM45 98V97H44ZM105 98V97H104ZM165 98V97H164ZM166 98V99H167ZM185 98V97H184ZM102 99V98H101ZM224 99V98H223ZM252 99H255L254 97L252 98ZM185 100V99H184ZM226 100V99H225ZM244 100H246V98L244 99ZM244 100H242V101H244ZM248 100H250V99H248ZM43 101V100H42ZM100 98L99 97H97L96 96V98L94 99V102H93V104H94V107H93V110H94V108H96L97 107V109H98V105L100 104ZM136 101V103L137 104H135L134 102ZM169 101V100H168ZM187 101V100H186ZM189 101V100H188ZM209 101V100H208ZM207 101V102H208ZM251 101V100H250ZM253 101V100H252ZM251 101V102H252ZM164 102H165V99H164ZM239 102V103H240ZM251 102H250V104H249V106L250 105H252L251 104ZM45 103V102H44ZM56 103V102H55ZM102 103H104V102H102ZM253 103V102H252ZM72 104V106H71V109H70V106L68 107L69 109H67V106L68 105H71ZM105 104V103H104ZM206 104V103H205ZM42 105V104H41ZM46 105H48V104H46ZM58 105V104H57ZM106 105V104H105ZM164 105V104H163ZM166 105H167V102H166ZM187 105V104H186ZM208 105V104H207ZM43 106V105H42ZM45 106V105H44ZM60 106H61V103H60ZM77 107V109H76V107ZM243 106H245V105H243ZM248 106V105H247ZM249 106H248V108H249ZM75 107V108H74ZM224 107V106H223ZM255 107V106H254ZM39 108V107H38ZM49 108V107H48ZM47 108V109H48ZM101 108V107H100ZM99 108V109H100ZM202 109H203V107H201ZM204 108H205V106H204ZM227 108V107H226ZM230 108V107H229ZM55 109H56V107H55ZM96 109V110H97ZM104 109V108H103ZM198 110H200L199 108H197ZM250 110H251V108H249ZM255 110H256V108H254ZM74 110H76L75 112H74ZM232 110V109H231ZM254 110V111H255ZM257 111V110H256ZM98 112V111H97ZM198 112V111H197ZM248 112H250V111H248ZM259 114L255 117L254 116V114H255V112H251L250 114V116H248L249 117V120H251L252 121V123L253 124H256L257 125V131L259 132L258 134H259V138H260V140H261V144H262V149H261V151H260V153L258 154V156H257V163H258V166H259V168H260V170L262 171V170H264V89H263V101H262V105H261V108L259 109ZM33 113V112H32ZM40 113V112H39ZM46 113V112H45ZM45 113H43V114H45ZM56 113V112H55ZM58 113V112H57ZM59 113H61V112H59ZM63 113V114H64ZM105 113V112H104ZM245 113V112H244ZM243 113V114H244ZM257 113V112H256ZM47 114V113H46ZM51 114V113H50ZM63 114H62V116H63ZM21 116H19L18 118V121H20L22 124L24 123V122H26V121H24V122H22L23 120H26V119H24L23 118V116H22V114H20ZM42 115V114H41ZM58 115V114H57ZM60 116V115H59ZM58 116V117H59ZM181 116V117H180ZM236 116V115H235ZM245 116V115H244ZM17 117V116H16ZM58 117H57V119H58ZM111 117V116H110ZM242 117V116H241ZM51 118V117H50ZM60 118V117H59ZM62 118V117H61ZM60 118V119H61ZM87 118V117H86ZM184 119L185 118H187V117H183ZM233 118V117H232ZM46 119V118H45ZM53 119V118H52ZM56 119V120H57ZM73 119H71L72 121H74ZM241 120H240V122L241 121H243L242 120V118H240ZM70 120V119H69ZM69 120H67V121H69ZM71 120H70V123H72L71 122ZM186 120V119H185ZM232 120V119H231ZM235 120V119H234ZM254 120H256V122L257 123H254L253 121ZM64 121V120H63ZM90 121V120H89ZM180 121H182V120H180ZM20 122H18L19 124H20ZM179 122V121H178ZM184 122V121H183ZM187 122V121H186ZM231 122V121H230ZM17 123V122H16ZM64 122H62V124H63ZM66 124H63V125H66V126H64V127H67V122H65ZM90 123V122H89ZM242 123V122H241ZM241 123H240V125H241ZM248 123V122H247ZM72 124H74L75 125V123H72ZM174 124V123H173ZM174 124V125H175ZM180 124V123H179ZM185 124V123H184ZM222 124V123H221ZM73 125V126H74ZM85 125H87V124H85ZM167 125V124H166ZM176 125H178V124H176ZM180 125H182V124H180ZM179 125V129H180V126ZM243 125V124H242ZM70 126V124L68 125V127ZM168 126H170V125H168ZM168 126H167V128H168ZM236 126V125H235ZM239 126V125H238ZM237 126V127H238ZM248 126V125H247ZM61 127H63V126H61ZM67 127V128H68ZM171 127V126H170ZM177 127V126H176ZM176 127H174V128H176ZM222 127V126H221ZM232 126H225V128L223 129L224 130V132H226V134H224L223 135V139H221L222 140V143H225L226 142V140L228 139V137H230L231 135H233V134H236V136H237V133L231 128ZM240 127H242V126H240ZM256 127V126H255ZM17 128H20L21 129V127H20V125L17 127ZM59 128H60V126H59ZM71 128V127H70ZM173 128V127H172ZM171 128V129H172ZM186 127H184V129H185ZM19 129V130H20ZM63 129V128H62ZM84 129V128H83ZM55 130H57V131H55L56 133L58 132V126L57 127H55ZM71 130V129H70ZM183 130V129H182ZM220 130V129H219ZM238 130H241V129H239L238 128ZM238 130H236V131H238ZM246 130V129H245ZM244 130V131H245ZM249 130V129H248ZM255 130V129H254ZM60 131H61V129H60ZM86 131V130H85ZM89 131V130H88ZM188 130H186V132H187ZM54 132V133H55ZM62 132V131H61ZM178 131H176V133H177ZM249 132V131H248ZM253 132V131H252ZM256 132V131H255ZM254 132V133H255ZM50 133H51V131H50ZM179 133V132H178ZM221 133V132H220ZM223 133V132H222ZM58 134V133H57ZM56 134V135H57ZM181 134V133H180ZM184 134V136H185V133H183ZM187 134H188V132H187ZM238 134H239V132H238ZM243 134H244V132H243ZM52 135H53V133H52ZM255 135V134H254ZM58 136V135H57ZM127 136V135H126ZM172 136V135H171ZM173 136H174V134H173ZM183 136V135H182ZM182 136H180L181 138H184V136L182 137ZM49 137L51 138V136L49 135ZM49 137L48 138H46L47 140L49 139ZM55 137V136H54ZM129 137V138H130ZM221 137V136H220ZM243 137V136H242ZM251 137H252V134H251V132H250V134H248L246 137H244V139L242 138L241 139V142L240 143H236L237 145L234 147V146H232L233 145V142H235V139L233 140V142H232V147H234V150L235 151H239V153L241 154V151L244 153L245 152V150H246V148H245V150H244V148H242V146L243 145H245V146H247L248 144H249V139H251ZM66 138V137H65ZM181 138H178L177 139V142H178V144H179V146L183 143L182 142V140H181ZM232 137H230V139H231ZM122 140V139H121ZM171 140V139H170ZM173 140V139H172ZM232 140V139H231ZM128 141V140H127ZM169 141V140H168ZM228 141H230V140H228ZM41 142V141H40ZM186 142H184V144H185ZM228 143V142H227ZM231 143V142H230ZM153 144H155V147L154 148H152V145ZM184 144H183V146H184ZM229 144V143H228ZM228 144H227V146H228ZM135 145V144H134ZM223 145V144H222ZM226 144H224V146H225ZM241 145V146H240ZM224 146H222L223 148H225ZM230 146V147H231ZM120 147V146H119ZM122 147V146H121ZM120 147V148H121ZM160 147H162V153H161V151H160ZM175 147V148H174ZM229 147V148H230ZM232 147L230 148V150L229 149H226V150H228L227 152H231V149H232ZM181 148V147H180ZM183 148V147H182ZM121 149H123L124 150V147H122ZM126 149V148H125ZM135 149H136V147H135ZM151 149H154L153 151H155V150H157V151H160L159 152V154H160V156H161V160L159 159L158 160V158L156 159V157H159V155L158 156H156L155 157V159H153L152 157V159H150V157H148L150 154L152 155V150ZM159 149V150H158ZM39 150H40V148H39ZM174 150V151H173ZM177 150V149H176ZM233 150V151H234ZM134 151V150H133ZM156 151V152H157ZM178 151H179V149H178ZM181 151V150H180ZM152 152V153H151ZM39 153L40 152H38L37 154H36V159H39ZM136 153V152H135ZM176 153V152H175ZM177 153H179V152H177ZM232 153V152H231ZM131 154V153H130ZM157 154V153H156ZM162 154V155H161ZM181 154H182V152H181ZM227 154V153H226ZM174 155V154H173ZM183 155H185V154H183ZM228 155H230V154H228ZM239 155V154H238ZM133 156V155H132ZM134 156H136V155H134ZM186 156V155H185ZM146 157V158H145ZM182 157V156H181ZM133 158V157H132ZM131 158V159H132ZM149 158V159H148ZM180 158V157H179ZM183 158V157H182ZM144 159V160H143ZM224 159V158H223ZM222 159V160H223ZM182 161V160H181ZM186 161L188 162V159H186ZM236 162V161H235ZM186 163V162H185ZM202 163V162H201ZM238 163V162H237ZM160 165V172H158L157 174H153V172H151L152 171V169L154 168V166H156V165ZM181 165H183L182 163H180ZM158 165H157V167L156 168H158ZM192 165V164H191ZM222 165V164H221ZM224 165V164H223ZM235 165V164H234ZM255 165H256V163H255ZM126 166V165H125ZM187 166H188V164H187ZM187 166L185 167V166H183L184 167V169L185 168H187ZM202 166H204V164H202ZM225 166V165H224ZM124 167V166H123ZM183 167H181V168H183ZM206 167V166H205ZM223 167V166H222ZM233 167V166H232ZM178 168H180V167H178ZM178 168H176V169H178ZM180 168V169H181ZM193 168V167H192ZM204 168V167H203ZM235 168V167H234ZM52 170V169H51ZM128 170H130V169H128ZM175 170V169H174ZM182 170V169H181ZM180 170V171H181ZM205 170V169H204ZM220 170V169H219ZM139 171V170H138ZM183 171V170H182ZM181 171V172H182ZM188 171V170H187ZM206 171H207V169H206ZM230 171V170H229ZM52 172V171H51ZM55 172H56V170H55ZM127 172V171H126ZM176 172V174H177V171H175ZM193 172V171H192ZM196 172V171H195ZM222 172V171H221ZM128 173V172H127ZM133 173V172H132ZM170 173V172H169ZM186 173V172H185ZM208 173V172H207ZM231 173V172H230ZM126 174V173H125ZM129 174V173H128ZM140 174V173H139ZM194 174H196V173H194ZM197 174H198V172H197ZM204 174V173H203ZM235 174V173H234ZM233 174V175H234ZM124 175V174H123ZM136 175V174H135ZM179 175V174H178ZM207 175V174H206ZM233 175H232V177H233ZM41 176V175H40ZM39 176V177H40ZM51 176V175H50ZM127 176H129V175H127ZM155 176V177H154ZM170 176V175H169ZM229 176H231V174H229ZM43 177V176H42ZM167 177V176H166ZM212 177V176H211ZM224 177V176H223ZM231 177V178H232ZM238 177V176H237ZM134 178H135V176H134ZM167 178H169V177H167ZM192 178H193V176H192ZM203 177H201V179H202ZM228 178V177H227ZM235 178V177H234ZM51 179V178H50ZM56 179V178H55ZM196 179H198V176H196ZM201 179H199V180H201ZM41 180L43 181V179L41 178ZM222 180V179H221ZM233 180V179H232ZM117 181V180H116ZM115 181V182H116ZM189 181V180H188ZM197 181V180H196ZM39 182H41V181H39ZM47 182V181H46ZM51 182V181H50ZM168 182H169V180H168ZM222 182H225V181H222ZM233 182V181H232ZM114 183V182H113ZM131 183V182H130ZM231 183V182H230ZM234 183V182H233ZM42 184V183H41ZM187 184V183H186ZM212 184V183H211ZM223 184V183H222ZM236 184V183H235ZM243 184V183H242ZM258 184V183H257ZM44 185V184H43ZM193 185V184H192ZM232 185V184H231ZM237 185V184H236ZM40 186V184L38 185V188H40L39 187ZM42 186V185H41ZM199 186V185H198ZM200 186H201V184H200ZM205 186V185H204ZM209 186V185H208ZM48 187V186H47ZM187 187H189V186H187ZM193 187V186H192ZM194 187H196V186H194ZM207 187V186H206ZM216 187H217V185H216ZM219 187V186H218ZM217 187V188H218ZM226 187V186H225ZM233 187V186H232ZM131 188V187H130ZM133 188V187H132ZM197 188H199V187H197ZM202 188V187H201ZM204 188V187H203ZM202 188V189H203ZM236 188V187H235ZM42 189V188H41ZM214 189H215V185H214ZM44 190V189H43ZM188 190H189V188H188ZM200 191H201V189H199ZM198 190V191H199ZM219 189H217V190H212L211 188H209V192L208 193H206V195L205 196H207V197H209L208 199L210 200V213H211V217H212V219H213V224L215 223V225H216V223L218 222V218H219V216H218V212H219V210H218V212H217V204H216V202L218 201V199L219 198H216V197H219L220 196V192L218 191ZM226 190H227V188H226ZM236 190V189H235ZM207 191V190H206ZM218 191V192H217ZM226 193H228V192H226ZM203 194V193H202ZM225 194V193H224ZM42 196H43V194H41ZM262 195V194H261ZM223 196V195H222ZM246 196V195H245ZM201 197V196H200ZM226 197H228V196H226ZM43 198V197H42ZM191 199V200H193L192 202H194V207H193V205L192 204H188V202H186V203H184L183 204V202L181 203V201L184 199V201L186 200V199ZM233 198V197H232ZM200 199V198H199ZM198 199V200H199ZM204 199H205V197H204ZM238 199V198H237ZM202 200V199H201ZM224 200V199H223ZM234 200V199H233ZM203 201V200H202ZM205 201V200H204ZM207 201V200H206ZM220 202H221V200H220ZM191 203V202H190ZM203 203V202H202ZM205 203V202H204ZM209 203V202H208ZM224 204V203H223ZM223 204H220V205H223ZM203 206V205H202ZM220 207V206H219ZM207 208H208V206H207ZM207 208H203L204 209V211H203V213H206L205 214V216L207 217V214H208V209ZM221 208V207H220ZM219 208V209H220ZM256 208V207H255ZM116 209V208H115ZM202 209V210H203ZM222 210V209H221ZM201 211V210H200ZM164 213H166V214H164ZM199 213V214H198ZM202 213V214H203ZM220 213H221V211H220ZM219 213V214H220ZM235 213V212H234ZM193 214H194V217L192 218V216H193ZM222 214V213H221ZM166 215V216H165ZM234 215H237V213L236 214H234ZM201 216H203V215H201ZM232 218H233V215L231 216ZM237 218H238V216H236ZM235 217V218H236ZM247 217V216H246ZM245 217V218H246ZM203 218V217H202ZM234 218V219H235ZM236 218V219H237ZM207 219V218H206ZM206 219H205V221H206ZM223 219H224V217H223ZM222 219V220H223ZM228 219V218H227ZM231 219V218H230ZM234 219H232V221L234 220ZM243 219V218H242ZM247 219V218H246ZM245 219V220H246ZM200 220H201V218H200ZM226 220V219H225ZM27 221V220H26ZM220 221H221V217H220ZM224 221V220H223ZM229 222L231 221V220H228ZM231 221V222H232ZM249 221V220H248ZM25 222V221H24ZM24 222H22L21 224L23 225L24 224ZM207 222H208V220H207ZM210 222V221H209ZM37 223V222H36ZM132 223V222H131ZM202 223V222H201ZM211 223V222H210ZM256 223V222H255ZM164 224H166V226L167 225H169L170 226V229H171V234L170 233H168L167 235H163V233H162V229H163V227H164ZM206 224V223H205ZM218 224H219V222H218ZM223 224V225H222ZM221 225H222V227H223V229H222V232H220V230H218L220 233L219 234H223V236H224V234L225 235H232V233H230L228 230H230L229 228L232 226V225H229L228 227L229 228H226L225 226L226 225H228L229 223L228 222H223ZM30 225V224H29ZM138 225V224H137ZM202 225V224H201ZM207 225V224H206ZM214 225V226H215ZM220 225V226H221ZM238 225V224H237ZM20 226L21 225H18V228L20 229ZM199 226V225H198ZM219 226V227H220ZM16 227H17V225H16ZM22 227V226H21ZM208 227H211V229H207L208 231H206V229H205V233L204 232H202L203 233V236H202V239H203V237H204V240L202 241V239H201V241H200V243H203V251L205 252V253H207V256H208V258H209V255L210 254H213L211 251H212V247H213V245L215 244L214 243V241H212L213 239V235L215 234L214 232H216V231H214V230H216V228L215 229H213L212 228V225L210 226H208ZM233 227V226H232ZM231 227V228H232ZM200 228V227H199ZM25 229V228H24ZM37 229V231H39L38 230V228H36ZM212 229H213V231H212ZM220 229V228H219ZM234 229V228H233ZM251 229V228H250ZM249 229V230H250ZM23 230V229H22ZM35 230V229H34ZM200 231H201V229H199ZM198 230V231H199ZM204 230V229H203ZM31 231H33V229H31V230H27V231H25L22 235H21V238L22 239H20L21 240V243H19L20 245H23L22 246V250H19V252H17L18 254L16 255V260L19 262V264H26V263H34V264H64V260H63V258H61V256H59V255H50V252H53V244H51V242H49V239H47V238H49V237H44L43 235H41V233H40V231L38 232L39 234H37L36 233V231H35V233L37 234V235H35V236H33L32 234H33V232H31ZM233 231V230H232ZM32 233V234H30V233ZM255 232V231H254ZM199 233H201V232H199ZM249 233V232H248ZM251 233V232H250ZM217 234V233H216ZM236 234V233H235ZM234 234V235H235ZM246 234V233H245ZM172 235H173V237H172ZM230 236H228L229 238L228 239H230L231 237ZM237 236H239V235H237ZM251 236V235H250ZM36 237L38 238V239H36ZM166 237H170L171 238V240H173L172 238H175V240H176V242L175 243H180V245H179V248H178V252H177V244H173V243H170L169 242V244H168V241H166V240H164ZM215 237V236H214ZM219 237V236H218ZM221 237V236H220ZM236 237V236H235ZM57 238V237H56ZM239 237H237L236 238V240L238 239ZM247 238V237H246ZM180 239V240H179ZM222 239V238H221ZM239 239H241V238H239ZM57 240V239H56ZM180 242H179V241ZM218 240V239H217ZM224 240V239H223ZM227 240V239H226ZM231 240V239H230ZM234 240H235V238H234ZM234 240H232V241H234ZM250 241H249V243L250 244H248L249 245V247L251 246H253V247H255V242H253L251 239H249ZM255 240V239H254ZM229 240H227V242H228ZM242 241H243V239H242ZM256 241V240H255ZM20 242V241H19ZM57 242V241H56ZM133 242V241H132ZM226 242V244H228L229 242H231V241H229L228 243ZM245 242V241H244ZM53 243V242H52ZM218 243V241L216 242V244ZM247 243V242H246ZM258 243V242H257ZM140 244V243H139ZM171 244H173V246H174V248L173 247H171L172 245ZM237 244V246H238V244H240L241 245V243H240V241H239V243H237V241H236V243L235 242H233L232 243V245H233V248H237V246H235ZM2 245V244H1ZM51 245H52V247H51ZM119 245V244H118ZM133 245H135V244H133ZM167 245V246H166ZM231 244L230 245H228V247L229 246H232ZM239 245V246H240ZM257 246H258V244H256ZM56 246V245H55ZM172 248V250L173 251H171L172 253V256L169 254V249H170V247ZM215 246V245H214ZM243 246V245H242ZM242 246H240V247H242ZM245 246V245H244ZM6 247V246H5ZM121 247V246H120ZM218 247V246H217ZM259 247V246H258ZM258 247H256V248H258ZM56 248V247H55ZM230 248V247H229ZM0 249H4V248H1L0 247ZM7 249V248H6ZM5 249V250H6ZM20 249V248H19ZM215 249V248H214ZM238 249V248H237ZM261 249V248H260ZM55 250V249H54ZM236 250V249H235ZM263 250V249H262ZM4 251V250H3ZM218 251V250H217ZM241 251V253H242V250H240ZM246 251V250H245ZM257 251V250H256ZM0 252H2V250H0ZM173 252L175 253V252H177L176 253V256H173ZM179 252H180V254H179ZM248 252V251H247ZM246 252V253H247ZM253 252V251H252ZM259 252H260V250H259ZM3 253V252H2ZM4 253L6 254V252L4 251ZM3 253V254H4ZM204 253V254H205ZM238 253V252H237ZM245 253V252H244ZM245 253V254H246ZM264 253V252H263ZM1 254V253H0ZM53 254V253H52ZM216 254V253H215ZM8 255V254H7ZM6 255V256H7ZM132 255V254H131ZM221 255V254H220ZM254 255V254H253ZM0 256H2V255H0ZM4 256V255H3ZM181 256V257H180ZM204 256V261L207 259V256H205V255H203ZM216 256V255H215ZM237 256H240L239 254L238 255H236L235 256V258H237ZM5 257V256H4ZM221 257V256H220ZM243 257H244V254H243ZM210 258H211V255H210ZM219 257H217V259H218ZM222 258V257H221ZM234 258V259H235ZM212 259V258H211ZM220 259V258H219ZM253 259V258H252ZM256 259V258H255ZM2 260H7V258H5V259H3V257H2ZM184 260V259H183ZM209 260V259H208ZM237 260V259H236ZM251 260V259H250ZM10 261V260H9ZM185 261V260H184ZM200 262H201V260H199ZM203 261V260H202ZM211 261V260H210ZM215 261V260H214ZM218 261V260H217ZM3 262H5V261H3ZM181 263H183L182 261H180ZM179 262V263H180ZM206 262V261H205ZM204 262V263H205ZM209 262V261H208ZM212 262H213V260H212ZM7 263H9V262H7ZM180 263V264H181ZM203 263V262H202ZM211 263V262H210ZM219 263V262H218ZM223 263H224V261H223ZM253 263V262H252ZM251 263V264H252ZM4 264V263H3ZM6 264V263H5ZM185 264V263H184ZM222 264V263H221ZM225 264V263H224ZM229 264V263H228Z\"/></svg>",
  "mask_w": 264,
  "mask_h": 264
}]
</instances>
